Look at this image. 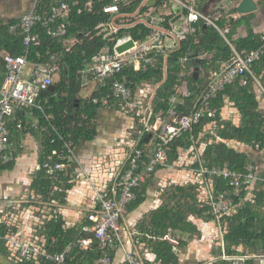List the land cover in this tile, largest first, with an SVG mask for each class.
<instances>
[{
  "label": "built area",
  "instance_id": "2783aa9c",
  "mask_svg": "<svg viewBox=\"0 0 264 264\" xmlns=\"http://www.w3.org/2000/svg\"><path fill=\"white\" fill-rule=\"evenodd\" d=\"M135 1H140L141 6L143 4L144 11L138 12L133 25L143 24L151 30L150 35L142 41H135L129 35L118 36L121 29L133 26L122 20L126 16L121 14L120 10L123 7H129ZM152 1L155 3L150 4ZM193 1L108 0L107 2V0H87L85 4H81L79 0H67L44 6L41 5V0H33L28 10L20 16L17 24L10 26L11 33L19 31L23 35L24 53L14 56L0 51V62L5 70V78L0 86V167L14 161L11 149L12 130L19 133L32 129L40 134L51 132L63 143L62 151H52L42 165V169L48 176L56 178L58 174L65 173L66 162L73 155L72 144L65 141L52 124L54 117L47 113L50 108L46 106L47 100L45 99L49 94L48 89L59 80L62 66L56 62L55 55L48 53L49 61L45 63L29 60L30 46H38L40 43L39 34L34 33V30L39 26L52 39H61L65 51L69 52L76 43V39L67 36V17L74 11H77V14L91 12L95 7V2H107L102 4V12L109 15L110 19L95 30L96 35L102 36L113 46L102 48L85 61L83 68L77 73L78 79L83 87L89 83L97 84L100 89L107 86V95L99 99L93 98L92 103L99 104L101 108L106 109L117 107L133 119V116L141 118L143 130L136 131L137 136L149 135L156 147L154 151L146 150L145 146L142 149L135 147L129 154L120 174L107 187V191L97 195L99 207L88 215L89 225L83 227V232L93 234L103 252L116 248L121 222L127 206L135 200V192L158 170L174 167L168 163V145L182 134L191 133L203 119H208L213 124L217 123L218 109L214 106V101L219 93L236 81L240 86H247L248 82L252 81L264 94V88L252 72L253 66L264 57V33L259 36L262 43L260 48L239 54L227 41V28H221L218 25L221 18L225 17L223 15L215 18L206 16L195 9L191 3ZM177 16L180 18L175 23L168 24V28L165 27L169 18L174 19ZM201 24L217 30L223 36L232 49V60L223 64L219 72L211 75L202 93L192 102L188 114L179 115L175 111L177 97L180 96L177 92L170 98L171 107L167 114H157L151 124V102L156 87L153 89L151 99L148 100L150 93L147 91L146 94L145 89L151 84H143L133 94L127 87L125 79L119 81L116 77L118 75L125 77L121 76L124 69L134 72L145 71L149 65L155 63L156 57L154 56L158 54L166 56L168 52L178 48L180 42L187 36L196 37ZM129 41H133V47L123 53L116 51L118 47ZM36 58L40 60L42 55L37 53ZM180 62L184 64L186 58ZM43 93H47L44 98L41 97ZM138 93L142 94L141 99L137 97ZM188 95V93H182L181 97ZM39 116L42 117L45 125L40 123ZM255 149L260 150L258 145ZM195 158L198 160L200 156L195 154ZM193 173L199 179L198 188L204 189L208 194L205 202L208 213L219 228V242L223 250L226 226L222 223V219L235 212L236 200L244 190L261 178L251 167L245 172H237L227 166L207 169L200 165L198 169L193 170ZM218 178L226 181L229 192L215 190V180ZM132 238V249L125 254L126 264H145L139 251L140 242L136 234ZM92 241L93 239L80 240L78 244L81 249L86 250ZM8 245L12 251L10 256L14 258L16 264H24L37 258L52 264H66L68 249L62 253H50L46 251L44 244L27 242L17 236L8 238ZM247 258L254 259L248 255H245V258L236 259L244 261ZM223 259L233 260L226 256H223ZM97 264H111V259L108 254H105Z\"/></svg>",
  "mask_w": 264,
  "mask_h": 264
},
{
  "label": "trees",
  "instance_id": "16d2710c",
  "mask_svg": "<svg viewBox=\"0 0 264 264\" xmlns=\"http://www.w3.org/2000/svg\"><path fill=\"white\" fill-rule=\"evenodd\" d=\"M67 1V0H58ZM71 1V0H70ZM81 4H85L87 0H79ZM53 0H43L45 6L54 3ZM57 2V1H56ZM58 2V3H59ZM108 2V0H107ZM95 2V7L91 12H84L77 14V11L70 14L67 27V36L76 39V43L71 47L69 52L65 51L61 39H52L46 34V31L37 26L34 33L39 34L40 43L38 46L31 45L29 51V60L32 62L45 63L49 61V55H55L56 62L60 63L62 68L60 72L59 81L55 84L54 93L48 94L47 107L50 109L48 114L54 117L52 124L58 129L63 139L71 144L77 145L82 141H90L94 138L95 131L89 130L85 126V120L82 115L88 117L90 120L94 119L99 109V104H93V98H101L108 93V87L101 88L96 94L86 102L84 105L77 100V95L81 90L80 81L77 78V73L83 68L85 61L90 59L94 54L99 52L106 46H113L108 43L102 36L96 35V28L107 22L110 19L109 15L102 12V4L107 3ZM140 7V1H135L129 7H123L120 13L126 16L122 19L125 23L133 25L136 18L133 15ZM144 8L140 10L143 12ZM236 13V10H232ZM129 16H132L129 18ZM118 21V20H117ZM17 21H12L4 24L0 21V51L5 50L11 55H21L24 53L25 47L23 45V35L17 31L10 32V26L16 24ZM226 20L221 18L218 22L219 27L224 28ZM168 28V23L165 24ZM151 33V30L143 24L133 25L128 29H121L118 36L129 35L135 41H142L146 39ZM259 35H250L248 37L233 41L228 34L227 41L239 54H244L261 47ZM42 55L38 60L36 54ZM233 52L226 40L221 34L211 28L205 27L203 24L199 25V31L196 37L187 36L185 40L180 42L178 48L166 54L167 60V79L161 85L153 96L151 102V121L152 124L155 116L159 113L166 115L170 109V98L177 94L179 87L183 82L187 83V97H177V104L175 111L179 115H186L189 113L192 102L198 97L204 88L202 87L203 80L200 75L194 70H190V65L193 66V60H199L202 57H210L203 60V67H211L219 72L223 64L232 60ZM154 56V55H153ZM153 65H149L145 71L134 72L129 69H124L116 77L119 81L125 79L127 87L131 89L133 94L137 92L143 84L158 85L163 81L165 56L158 54ZM186 58V62L182 64L180 61ZM252 72L259 80L264 88V57L260 62L256 63ZM5 78V70L3 64L0 62V86ZM256 84L249 81L247 86H240L236 81L232 85L225 88L224 91L218 94L214 101V106L218 109L216 121L218 125L215 127V132L211 134L205 130L206 126L211 123L208 119H203L199 125L195 126L191 133H184L179 138L172 141L169 145L168 163L176 164L183 151H189L194 146H199L200 143H208L209 140L213 142L207 145L203 156V167L207 169L225 167L237 172H245L249 158L244 153L237 152L230 147L227 142L235 141L246 147L255 149L258 145L260 150L264 151V110L260 107L261 101L258 100L254 94L253 86ZM47 97V96H46ZM224 98H228L234 107L241 115V125L236 127L231 123L221 121L220 111L224 106ZM264 98V94L262 95ZM46 99V98H45ZM84 112L82 113V107ZM79 110V113L77 112ZM135 115V113H133ZM136 123V131H142L143 126L141 118L133 116ZM41 124L45 125L42 117L39 116ZM221 121V122H219ZM43 144V156L41 164L46 162V159L51 155L52 151H62L63 143L51 132L40 134ZM152 138L145 134L142 137H136L138 140V148L144 147V139ZM219 140L218 142H215ZM55 161H57L54 158ZM198 163L196 164L197 169ZM1 168V167H0ZM256 174V173H255ZM64 173L58 174L56 178L48 176L45 170H40L33 183V190L37 195L42 197L43 201H56L60 203L59 199L64 200V194L61 191L59 183L68 182L64 177ZM263 180L260 182V190L257 192L255 198V206H264V173L259 176ZM215 190L217 192H229V187L226 186V181L218 178L215 180ZM171 199L178 200L175 206L170 208L169 204L160 208L153 217L152 227L160 231V236L163 237L169 232H176L183 229L182 223L184 220V209L188 212H195V207H199L198 186L180 187L175 186L171 189ZM61 200V202H62ZM47 202V203H48ZM236 200V204H237ZM240 202V200H239ZM264 211V210H263ZM198 212V211H197ZM208 212V207L204 203V208L198 213ZM14 214V213H12ZM50 222L42 227V234L45 241L35 242L36 244H44L46 251L50 253H62L68 249L66 264H94L104 258V252L100 249L99 243L94 239L93 234L83 232V227L79 229L66 230L63 226L62 220L56 215ZM209 217L210 216L209 214ZM213 219V218H212ZM8 219L2 220L0 223V253H5L8 250L7 238L14 236L17 233L15 229L10 228ZM222 223L226 226V234L224 236L225 252L227 256L237 255L238 247H249L253 252L262 253L264 255V214H260L259 208H254L252 205L243 206L240 210L235 208V212L231 216H224ZM89 225V222L87 223ZM138 240L142 243V236H138ZM93 239L92 244L86 250L81 249L78 242L80 240ZM28 242V240H26ZM155 252L161 264H169L176 260L172 253V246L170 243L161 242L157 244ZM158 250H163L162 252ZM162 254H161V253ZM248 254V253H245ZM254 254V253H253ZM250 255V254H248ZM252 256V255H250ZM10 258V253H8ZM12 264L14 258H10ZM80 260V262L78 261ZM255 259L247 260L244 264H255ZM24 264H52L44 259L37 258L36 260H29ZM217 264H233L231 262L222 261Z\"/></svg>",
  "mask_w": 264,
  "mask_h": 264
},
{
  "label": "crops",
  "instance_id": "0c3cea01",
  "mask_svg": "<svg viewBox=\"0 0 264 264\" xmlns=\"http://www.w3.org/2000/svg\"><path fill=\"white\" fill-rule=\"evenodd\" d=\"M32 1L0 0V21L8 24L19 20L20 16L28 10ZM53 1L59 2L58 0ZM254 2L258 6V11L248 15L238 14V3L235 0H194L191 3L196 10L206 16L215 18L218 15H223L226 20L224 27L228 30L227 35L229 34L233 41H238L250 35L264 33V0H254ZM40 3L44 5L43 0ZM232 10H236V13H232ZM69 17L67 18L69 19ZM174 19L169 18L167 23L172 25L175 23L173 22ZM2 51L6 52L5 50ZM207 58L210 57L193 60V66L190 65V70L198 73L200 79L203 80V88L211 79V75L217 72L211 67H203L202 62ZM89 86L91 91L88 95L81 96V91ZM156 86L158 85L154 87ZM99 89L94 83L81 86L77 95L78 102L80 101V104L84 105ZM146 90L145 93L147 94ZM253 90L258 100L261 101L260 107L264 110L263 92L257 85L253 86ZM177 92L180 96L182 93L187 94V83L183 82ZM141 96L142 94H137L139 99ZM46 100L48 101V96ZM223 103L224 106L220 111L221 121L239 127L241 125L240 113L228 98H224ZM77 112L79 113V110ZM83 112L84 106L82 107ZM82 119L85 120L86 128L94 130L95 135L90 141H82L74 146L72 144L73 155L66 162L67 170L64 173V177L69 181L59 183L64 194V200L59 199L60 203L56 201L44 202L42 197L33 190L34 179L44 164H41L44 148L40 133L34 129L22 133L12 130L11 149L14 154V161L0 168V223L2 220L8 219L7 222L10 227L8 229L17 230L14 236L30 242L45 241L44 237L41 236L43 235L42 227L50 222L49 220L53 218L52 215H56L55 218L59 217L62 220L66 230L79 229L87 225L88 215L99 207L97 195L107 191V187L120 174L131 151L139 144L136 139L135 120L117 107L101 108L94 119L90 120L84 115H82ZM214 125L217 126L218 122L216 124L211 122L206 126L207 134L212 132L216 134V126ZM145 139L143 144L145 149L154 151L156 147L154 141L145 142ZM212 142L209 140L208 143H200L198 147L194 146L189 151L181 152L177 163L172 164L174 167L158 170L135 192V200L127 206L121 222L116 248L104 252L110 257L111 264H126L125 254L132 249L134 234H136L137 239H139V235L143 237L139 251L145 264H161L155 250L158 248L156 247L157 244L164 242V240L171 244L172 253L176 258L169 264H217L222 261L244 264L245 261L251 259L247 258L242 261L236 258H245V255L248 254L254 257L255 264H264V255L258 252H253V254L248 249L249 247H238L236 250L238 254L234 256H227L225 250H222L219 242V228L213 221V217H209L208 212L198 213L204 208V203L206 204L205 201L208 197L204 189H199V207H195V212H188L184 209L185 223H182L183 229L176 232L169 231L163 237L164 239H158L160 231L152 227V219L160 208L167 204L171 208L178 202V200L171 199V189L175 186H197L199 179L193 170L197 163L199 167L203 165V153L207 145ZM227 144L249 158L251 163L248 164L247 168L251 167L258 177L264 173V151L246 147L235 141L227 142ZM195 154L200 156L198 160L195 158ZM262 180L261 177V180L252 183L248 189L243 191L237 199L236 208L238 210L243 206L252 205L254 208H259L260 214H264V206L256 207L254 202ZM243 250H247L248 254L242 253ZM159 251L162 252L163 250ZM11 252V248L8 247L7 252L0 253V264L5 259H8L12 264L11 256L8 257V253L11 254ZM223 256L233 260H224ZM78 261L80 262V260Z\"/></svg>",
  "mask_w": 264,
  "mask_h": 264
},
{
  "label": "water",
  "instance_id": "95a60500",
  "mask_svg": "<svg viewBox=\"0 0 264 264\" xmlns=\"http://www.w3.org/2000/svg\"><path fill=\"white\" fill-rule=\"evenodd\" d=\"M238 4H237V12L239 15H248V14H252V13H256L258 11V6L257 4L254 2V0H235ZM155 2L152 1L151 4H154ZM143 7V4L142 6L140 7V9L133 15V17H136L138 12L142 9ZM180 18V16H177L173 22H176L178 19ZM131 47H133V41H129L128 43L118 47L116 49V51L118 53H123L125 52L126 50L130 49ZM166 67H167V60H165V66H164V78H163V81L158 84V86H156V90H155V93L157 91V89L163 85L167 79V71H166ZM55 90V86H51L49 89H48V93H53ZM47 95V93H43L41 95L42 98H44L45 96ZM149 141V138H146L145 139V142H148Z\"/></svg>",
  "mask_w": 264,
  "mask_h": 264
},
{
  "label": "rangeland",
  "instance_id": "374dc122",
  "mask_svg": "<svg viewBox=\"0 0 264 264\" xmlns=\"http://www.w3.org/2000/svg\"><path fill=\"white\" fill-rule=\"evenodd\" d=\"M149 86H150V88L148 87L147 90H146V91H148V92L150 93V94H149V98H148V100L151 99V94H152V92H153V89H155L154 86H153V88H152V85H149ZM90 91H91V87L89 86L88 88H85L84 90H82L81 93H80V95H81V96L88 95V93H89ZM150 151H151V149H150ZM20 239H22V238H20ZM22 240H23V239H22ZM242 253H247V250H243ZM249 253H250V252H249ZM1 264H11V263L8 261V259H5L4 261L2 260Z\"/></svg>",
  "mask_w": 264,
  "mask_h": 264
}]
</instances>
